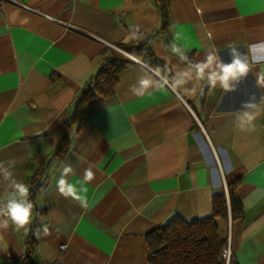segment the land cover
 I'll use <instances>...</instances> for the list:
<instances>
[{
    "label": "crops",
    "instance_id": "crops-1",
    "mask_svg": "<svg viewBox=\"0 0 264 264\" xmlns=\"http://www.w3.org/2000/svg\"><path fill=\"white\" fill-rule=\"evenodd\" d=\"M16 1L34 11L0 10V220L13 195L4 169L28 187L33 217L0 228V264L24 257L35 216L33 264H148L150 232L211 217L213 195L235 181L243 213L217 219L220 239L230 232L235 264H264V0H163V30L156 0ZM142 34H157L163 74L120 49ZM231 48L249 72L225 91L219 66ZM113 51L133 64L112 96L76 116L68 149L53 157L80 90ZM175 80L185 83L174 93ZM242 111L257 113L254 130L239 127ZM65 166L81 200L57 190Z\"/></svg>",
    "mask_w": 264,
    "mask_h": 264
},
{
    "label": "trees",
    "instance_id": "trees-1",
    "mask_svg": "<svg viewBox=\"0 0 264 264\" xmlns=\"http://www.w3.org/2000/svg\"><path fill=\"white\" fill-rule=\"evenodd\" d=\"M161 14L162 27L168 23L167 6L163 0H156ZM157 34H142L139 39L119 47L129 55L146 63L150 68L163 74L164 71L156 62L150 49V42ZM134 61L125 55L113 51L112 57L106 59L93 75L92 79L80 90L75 105L73 117L63 127L62 135L55 146L53 157L57 158L68 149L71 142V129L76 116L91 101L97 98H108L113 95L118 85L120 73ZM239 182L227 184L228 197L225 192L214 194L212 197V216L192 221L177 216L168 224L154 229L146 236V245L150 251L148 264H223L220 255L222 241L220 239L217 219L227 220L229 215L232 221L242 216V207L235 196ZM46 211L41 208L39 213ZM35 216L30 234L26 241L24 258L30 264L31 254L39 242L41 224Z\"/></svg>",
    "mask_w": 264,
    "mask_h": 264
},
{
    "label": "clouds",
    "instance_id": "clouds-1",
    "mask_svg": "<svg viewBox=\"0 0 264 264\" xmlns=\"http://www.w3.org/2000/svg\"><path fill=\"white\" fill-rule=\"evenodd\" d=\"M231 56L230 63H220L219 71V83L220 86L225 90H231L233 87V82L238 81L240 78L245 76L249 72V62L247 56L242 53L238 48H231L229 50ZM186 58V57H185ZM183 76H189V72L181 73ZM151 81L148 79L141 78L139 80V85L141 89H147L151 86ZM185 83L184 80H175L174 83H171L168 87L175 93L180 85ZM213 85L216 84V80H212ZM135 95H144V93L136 90L133 92ZM255 103L249 102L244 105V109L254 108ZM257 113L253 111H242V114L237 117L239 121V127L243 130L245 125L248 126V130H254V124L252 123L256 119ZM3 164V162H0ZM72 172L70 166H65L60 175L59 180L57 181V190L64 197L72 196L74 200H81L82 198L76 192L75 187L72 183L67 182L64 177ZM4 176L13 181L12 183V192L13 195L8 199L7 209L3 213L6 217L3 220H0V228L7 229L9 222L15 227L16 231L24 228L26 225L31 223L33 217V204L27 199L29 196L28 187L22 182L16 181L12 178V173L8 169H4ZM95 173L91 167H88L84 170V179L83 183L87 184L88 182L94 179ZM86 200V198H83ZM47 232V229H45Z\"/></svg>",
    "mask_w": 264,
    "mask_h": 264
},
{
    "label": "built area",
    "instance_id": "built-area-1",
    "mask_svg": "<svg viewBox=\"0 0 264 264\" xmlns=\"http://www.w3.org/2000/svg\"><path fill=\"white\" fill-rule=\"evenodd\" d=\"M5 2H10L19 6L24 7L27 10H31L34 11L33 9L27 8L26 6L18 3L16 0H0V10L4 9V3ZM227 194V191H226ZM223 247H222V251H221V255H220V259L222 261L223 264H235L234 261V256H233V251L231 248V236H230V232L228 233V236L226 238L221 239ZM12 264H30L28 261H26V259L24 257L15 260L14 262H12Z\"/></svg>",
    "mask_w": 264,
    "mask_h": 264
}]
</instances>
